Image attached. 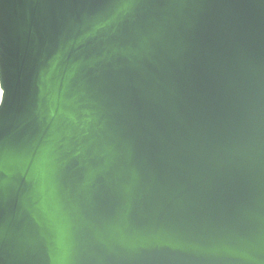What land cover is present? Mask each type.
<instances>
[{"label": "water", "instance_id": "1", "mask_svg": "<svg viewBox=\"0 0 264 264\" xmlns=\"http://www.w3.org/2000/svg\"><path fill=\"white\" fill-rule=\"evenodd\" d=\"M0 264H264V0H0Z\"/></svg>", "mask_w": 264, "mask_h": 264}, {"label": "bare ground", "instance_id": "2", "mask_svg": "<svg viewBox=\"0 0 264 264\" xmlns=\"http://www.w3.org/2000/svg\"><path fill=\"white\" fill-rule=\"evenodd\" d=\"M0 95H1V91H0Z\"/></svg>", "mask_w": 264, "mask_h": 264}]
</instances>
